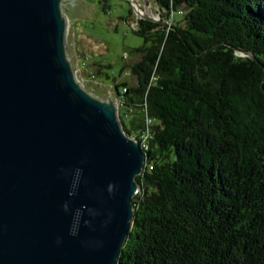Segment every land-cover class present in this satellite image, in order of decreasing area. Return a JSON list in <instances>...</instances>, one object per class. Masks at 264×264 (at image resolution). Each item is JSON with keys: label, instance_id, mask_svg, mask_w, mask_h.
Masks as SVG:
<instances>
[{"label": "trees", "instance_id": "obj_1", "mask_svg": "<svg viewBox=\"0 0 264 264\" xmlns=\"http://www.w3.org/2000/svg\"><path fill=\"white\" fill-rule=\"evenodd\" d=\"M155 2L110 90L126 135L151 133L116 264H264V0Z\"/></svg>", "mask_w": 264, "mask_h": 264}, {"label": "water", "instance_id": "obj_2", "mask_svg": "<svg viewBox=\"0 0 264 264\" xmlns=\"http://www.w3.org/2000/svg\"><path fill=\"white\" fill-rule=\"evenodd\" d=\"M72 1L0 0V264H116L134 218L145 155L76 80Z\"/></svg>", "mask_w": 264, "mask_h": 264}, {"label": "rangeland", "instance_id": "obj_3", "mask_svg": "<svg viewBox=\"0 0 264 264\" xmlns=\"http://www.w3.org/2000/svg\"><path fill=\"white\" fill-rule=\"evenodd\" d=\"M137 1L148 16L156 17L159 13L155 0ZM132 6L130 0H73L66 7L67 23L83 37L78 39L79 47L88 46L82 60L99 61L96 68L99 73L94 72V78L103 85L98 83L100 86L88 90L105 102L113 94L112 86L117 84L122 89L123 83H133L129 70L138 55L133 54L132 49L144 44V39L132 30V23L137 20Z\"/></svg>", "mask_w": 264, "mask_h": 264}, {"label": "built area", "instance_id": "obj_4", "mask_svg": "<svg viewBox=\"0 0 264 264\" xmlns=\"http://www.w3.org/2000/svg\"><path fill=\"white\" fill-rule=\"evenodd\" d=\"M136 18L137 19H140V18L137 17V15H136ZM153 18L159 19V13L157 12L156 13V17H153ZM132 27L135 28V23H132ZM67 43H68V46L67 47L70 48V46H72V44L69 43L68 41H67ZM124 56H127V54L125 53ZM73 63H74V71H75L76 80L80 84H82L84 86L85 78H83V77H81L79 75L81 73L82 68L86 66V62H85V60H82V59H74ZM87 82L89 83V81H87ZM94 83H96V81H94ZM115 102H116L117 113H118V116H119V109H120L122 103H121V100H119L116 96H115ZM148 123H149V120L147 121V125H148ZM150 134L151 133H150L149 129H146V131L141 132L139 134H135L133 136H130V138L133 139L134 141H136L139 144V146H140V139L147 140V142H148V139L150 138ZM137 191H136V193H137Z\"/></svg>", "mask_w": 264, "mask_h": 264}, {"label": "crops", "instance_id": "obj_5", "mask_svg": "<svg viewBox=\"0 0 264 264\" xmlns=\"http://www.w3.org/2000/svg\"><path fill=\"white\" fill-rule=\"evenodd\" d=\"M83 38L81 35L76 33V29H73L72 27L69 26L68 24V32H67V41L72 44L70 46V54L71 56L75 57V59H82V54L87 52L88 46L84 48H80L78 45V39ZM86 62V61H85ZM99 61H91V62H86L87 63V71H89L90 74L94 73L95 69L99 66ZM89 67V68H88ZM100 83V82H99ZM103 85V84H100ZM111 87V86H108Z\"/></svg>", "mask_w": 264, "mask_h": 264}, {"label": "bare ground", "instance_id": "obj_6", "mask_svg": "<svg viewBox=\"0 0 264 264\" xmlns=\"http://www.w3.org/2000/svg\"><path fill=\"white\" fill-rule=\"evenodd\" d=\"M137 1V0H136ZM137 3H139L138 1H137ZM134 4H135V8L137 9V4L134 2ZM147 140H144V139H140V146H141V150L144 148V149H146L148 146H147Z\"/></svg>", "mask_w": 264, "mask_h": 264}]
</instances>
